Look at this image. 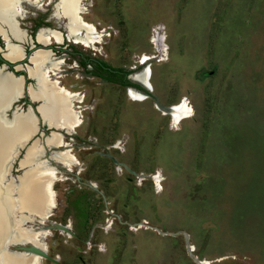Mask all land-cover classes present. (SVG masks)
Returning a JSON list of instances; mask_svg holds the SVG:
<instances>
[{
  "label": "rangeland",
  "instance_id": "1",
  "mask_svg": "<svg viewBox=\"0 0 264 264\" xmlns=\"http://www.w3.org/2000/svg\"><path fill=\"white\" fill-rule=\"evenodd\" d=\"M56 2L20 4L14 20L32 39L23 46L38 48L41 29L66 36ZM81 16L100 42L84 48L63 38L59 46H69L52 54L63 61L60 86L77 94L81 125L58 132L78 165L67 171L53 162L51 154L65 148L43 146L50 130L38 121L1 182L10 185L29 169L19 163L35 143L57 172L51 216L21 225L48 233L39 264H264V0H84ZM158 35L165 52L152 43ZM143 56L153 92L129 88L148 94L144 101L91 74L101 59L142 88L131 76L144 67ZM182 99L193 115L172 127L158 108ZM37 104L24 89L0 119Z\"/></svg>",
  "mask_w": 264,
  "mask_h": 264
},
{
  "label": "bare ground",
  "instance_id": "2",
  "mask_svg": "<svg viewBox=\"0 0 264 264\" xmlns=\"http://www.w3.org/2000/svg\"><path fill=\"white\" fill-rule=\"evenodd\" d=\"M22 1L0 0V35L4 37L7 46L4 57L10 61L20 59L22 56L20 47L11 44L6 35L7 28L15 40L24 41L23 31L19 29L18 23L14 20L16 14L21 12ZM83 3L84 0H57L53 9L54 17L66 21V36H62L55 30L41 29L36 35L38 44L61 45L63 38L84 48H93L99 43L102 35L95 26L86 23L81 16ZM162 38L159 35L155 36L152 43L158 51L165 52ZM149 59L146 56L142 57L139 63L144 67L131 78L149 92H153L151 70L146 65ZM30 62V66H26L25 71L27 76L33 79L34 84L27 88L26 94L32 102L38 103L36 109L43 123L55 131L46 139V148H65L63 151L53 152L50 158L70 171L72 167L78 165V162L67 149L69 145L64 142L58 131L72 134L81 125V116L74 109L77 94L60 86L57 71L63 61L53 58L50 51L34 52ZM20 79H16L19 82L15 84L12 79L10 81L0 71V111L2 108L8 109V104L12 105L22 97ZM127 96L135 102L147 99L145 93L131 88L127 89ZM9 97L12 98L10 102ZM158 109L163 115L170 117L172 127L193 115L192 107L187 99ZM36 121L30 109L23 112L16 109L10 120L1 121L0 119V264H39V257L46 256L47 249L40 239L48 234L47 231L38 229L35 231V229L21 227L22 223L31 222L33 218L43 223L51 216V210L56 207L53 185L60 179L56 170L52 168L54 166L50 167L49 162L40 159L43 152L38 143L26 150L24 158L19 163L21 167L27 166L29 169L15 182H7L10 185L2 186L1 184L4 182L3 177L7 174L5 167L11 164L16 149L37 133ZM153 179L155 186L159 187L158 176H154ZM20 244L30 245L34 252L29 256H15L7 251L10 245L19 246Z\"/></svg>",
  "mask_w": 264,
  "mask_h": 264
},
{
  "label": "water",
  "instance_id": "3",
  "mask_svg": "<svg viewBox=\"0 0 264 264\" xmlns=\"http://www.w3.org/2000/svg\"><path fill=\"white\" fill-rule=\"evenodd\" d=\"M17 23H18V26H19V22H18V20H17ZM23 31V35H24V40L26 41V40H31L32 41V39H31V37L30 36H28L27 35V33L24 31V30H22ZM7 38H8V40L10 41V43L11 44H14V43H12L11 42V38H9L8 36H7ZM14 41V40H13ZM5 42V41H4ZM21 42H23V41H21ZM38 44V43H37ZM15 45H18L19 47H20V51H21V53H23V55H22V59H21V61L22 60H27V62L29 63V64H31V62H30V58H31V55L34 53V52H36V51H39V50H42V51H49L48 50V45H40L39 44V46H38V48L36 49V50H34V52H32L31 54H26V52L24 51V48L21 46V45H19V44H15ZM34 48V45L32 46V49ZM7 50V46H6V43L4 44V49H3V53H1L0 54V60H2L3 61V63L0 65V71L1 72H3L4 74H10L12 77H14L15 79H17V78H21V80H22V84H23V87H22V91H23V93H24V89H25V91H26V85H27V83L25 82V78H24V73H26V71H25V69H26V66H23V68H20L19 70H17V68L19 67V66H22V65H25V64H22V62H10V61H8L7 59H5V57H4V55H5V51ZM13 68V70H14V72H12V71H9L8 69L9 68ZM16 71H19V73H23V74H16ZM26 76H27V73H26ZM28 77V76H27ZM29 78V77H28ZM141 87L144 89V91L145 92H147V93H150L149 91H148V89H146L145 87H143L142 85H141ZM127 89H129V87L127 88ZM131 89H134V88H131ZM147 96H148V94H146ZM30 101V100H29ZM30 103H32L31 101H30ZM15 107H17V106H15ZM37 106H35V107H33L32 108V106L31 105H28L27 106V108H26V110L27 109H30V111H31V113L34 115V117H35V119L37 120V123H38V121H41L42 123H43V121L41 120V118H40V115L38 114V112H37ZM18 109V108H17ZM36 114L38 115V116H36ZM7 119V118H6ZM7 120H9V119H7ZM44 124V123H43ZM46 126V128L48 129V130H50V132H49V134H47V135H44V139H43V146H45L46 147V139L51 135V133H53V132H55L54 130H52L50 127H48L47 125H45ZM61 135V134H60ZM21 245V244H20ZM24 249V248H23ZM7 251L9 252V253H11V254H13V255H15V256H29L30 254H32V252H34V250H33V247L31 248H29L28 250H27V252H24V253H18V252H14V251H12V250H9V249H7ZM42 257H46L45 255H42Z\"/></svg>",
  "mask_w": 264,
  "mask_h": 264
},
{
  "label": "flooded vegetation",
  "instance_id": "4",
  "mask_svg": "<svg viewBox=\"0 0 264 264\" xmlns=\"http://www.w3.org/2000/svg\"><path fill=\"white\" fill-rule=\"evenodd\" d=\"M23 2H27L28 6H31V7H33V5H34V0H23L22 3ZM27 14H28V12L23 10V16H27ZM63 40H65V39H63ZM65 46L66 47H60L59 44L53 43V44L48 45V50L54 55L55 53H59L61 49L66 50V48L69 45L66 44ZM34 49L35 50L37 49V48H35V45H34ZM31 50H32V48L25 47L26 54H31L32 52H34V51L30 52ZM19 62H22V64H25L27 62V60L24 59V60L19 61ZM80 62L81 63H79V66H82L83 62L82 61H80ZM9 69L12 70L13 68L11 67ZM91 69H92L91 74L95 78L100 79L102 82L110 84V85H117V86L122 87L124 89L128 88L127 86H124V84H123L124 81H126V79H127V76L126 77L123 76L124 71H121L120 74L117 76L116 75V68L109 65L105 61H103L101 59H95L93 61V68H91ZM18 72L19 71H16V73H18ZM116 80H118L119 82L117 83ZM77 107L80 108V106H77Z\"/></svg>",
  "mask_w": 264,
  "mask_h": 264
},
{
  "label": "trees",
  "instance_id": "5",
  "mask_svg": "<svg viewBox=\"0 0 264 264\" xmlns=\"http://www.w3.org/2000/svg\"><path fill=\"white\" fill-rule=\"evenodd\" d=\"M3 63V61L2 60H0V64H2ZM121 71H124L123 69H116V75L118 76L119 74H120V72ZM16 74H23V73H16ZM127 72L126 71H124L123 72V76H127ZM116 82L118 83L119 81L118 80H116ZM124 86H127V87H135V88H137V89H139V90H141V91H144V89L143 88H140V87H138V86H136V85H133L132 83H130L127 79H126V81H124Z\"/></svg>",
  "mask_w": 264,
  "mask_h": 264
},
{
  "label": "crops",
  "instance_id": "6",
  "mask_svg": "<svg viewBox=\"0 0 264 264\" xmlns=\"http://www.w3.org/2000/svg\"><path fill=\"white\" fill-rule=\"evenodd\" d=\"M0 39H1V41L5 44V40H4V37L2 36V35H0ZM26 41H28V40H26ZM23 43H25V40L23 41V42H21V43H18L19 45H21L23 48H24V51H25V46H23ZM30 48H32V47H30ZM22 55H23V53H21ZM6 59V58H5ZM21 59H22V56H21V58L20 59H17V60H15V61H10V60H8V61H10V62H19V61H21ZM19 68H23V66H19L18 67V69L17 70H19ZM28 78V77H27ZM29 79V78H28ZM27 87H26V91H27V88H28V84L26 85ZM30 99L28 98V101H29ZM31 101V100H30ZM29 101V102H30ZM32 102V101H31ZM33 103V102H32ZM68 134V133H67Z\"/></svg>",
  "mask_w": 264,
  "mask_h": 264
}]
</instances>
